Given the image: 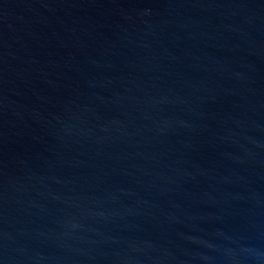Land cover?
Returning <instances> with one entry per match:
<instances>
[{
  "label": "water",
  "instance_id": "95a60500",
  "mask_svg": "<svg viewBox=\"0 0 264 264\" xmlns=\"http://www.w3.org/2000/svg\"><path fill=\"white\" fill-rule=\"evenodd\" d=\"M0 264H264V0H0Z\"/></svg>",
  "mask_w": 264,
  "mask_h": 264
}]
</instances>
